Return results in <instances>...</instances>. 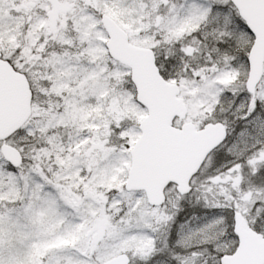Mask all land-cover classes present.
Listing matches in <instances>:
<instances>
[{
  "label": "rangeland",
  "instance_id": "rangeland-1",
  "mask_svg": "<svg viewBox=\"0 0 264 264\" xmlns=\"http://www.w3.org/2000/svg\"><path fill=\"white\" fill-rule=\"evenodd\" d=\"M103 14L156 53L187 122L230 133L193 192L171 187L161 208L125 190L147 110L108 55ZM253 42L231 0H0V51L41 96L7 142L23 167L0 152V264H220L238 245L235 212L264 234V77L254 96L245 87Z\"/></svg>",
  "mask_w": 264,
  "mask_h": 264
},
{
  "label": "water",
  "instance_id": "water-1",
  "mask_svg": "<svg viewBox=\"0 0 264 264\" xmlns=\"http://www.w3.org/2000/svg\"><path fill=\"white\" fill-rule=\"evenodd\" d=\"M254 42L248 55L246 91L254 96L264 77V0H231ZM110 58L131 72L136 100L147 110L140 122L141 135L131 150V166L125 189L143 193L150 207L167 202L166 190L176 186L182 197L191 194L192 180L208 157L223 145L228 130L223 123H208L203 128L185 122L188 107L180 97L178 84L169 83L157 66L152 49L132 44L129 34L110 16H101ZM33 92L28 77L2 59L0 52V142L19 133L33 113ZM176 120L185 122L180 128ZM3 159L13 168L23 163L22 153L4 143ZM234 235L238 246L233 254L223 255L220 264H264V235L253 230L242 214H234ZM102 264H131L120 254Z\"/></svg>",
  "mask_w": 264,
  "mask_h": 264
},
{
  "label": "trees",
  "instance_id": "trees-1",
  "mask_svg": "<svg viewBox=\"0 0 264 264\" xmlns=\"http://www.w3.org/2000/svg\"><path fill=\"white\" fill-rule=\"evenodd\" d=\"M48 48H49V47H47L45 50L47 51ZM45 50H44V51H45ZM10 60H11L12 64L15 66V69H16L17 71L24 72V71H23L24 69H22L21 67L17 66L16 63H15L12 59H10ZM24 73H25V72H24ZM31 85H32L33 93H34V100H33V107H34V106H37V105H38L39 100H41V96H38V91L35 89V87H34L32 81H31ZM38 99H39V100H38ZM25 161H26V159H24V164H25ZM209 257H211V255H209ZM215 258H220V256H215ZM95 264H99V263H95Z\"/></svg>",
  "mask_w": 264,
  "mask_h": 264
},
{
  "label": "flooded vegetation",
  "instance_id": "flooded-vegetation-1",
  "mask_svg": "<svg viewBox=\"0 0 264 264\" xmlns=\"http://www.w3.org/2000/svg\"><path fill=\"white\" fill-rule=\"evenodd\" d=\"M2 53H3V52H2ZM3 58H4L5 60L9 61V62L12 64L10 58L6 57V54H5V53H3ZM12 65H13V64H12ZM13 66H14V65H13ZM14 68H15V66H14Z\"/></svg>",
  "mask_w": 264,
  "mask_h": 264
}]
</instances>
